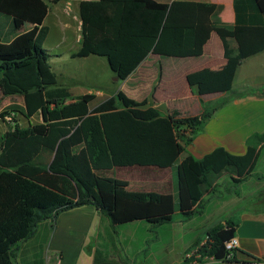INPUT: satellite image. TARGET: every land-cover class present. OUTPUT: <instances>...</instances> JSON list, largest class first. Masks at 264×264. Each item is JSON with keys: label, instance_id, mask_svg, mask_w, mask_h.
I'll return each instance as SVG.
<instances>
[{"label": "trees", "instance_id": "16d2710c", "mask_svg": "<svg viewBox=\"0 0 264 264\" xmlns=\"http://www.w3.org/2000/svg\"><path fill=\"white\" fill-rule=\"evenodd\" d=\"M60 1L0 0V13L12 18L15 31L26 24L33 26L10 43L0 38L3 95L24 97V107L10 105L0 117L5 120L13 112L42 117L41 123L27 127L15 115L5 120L9 128L0 138V264H15L18 245L29 240L41 223L49 222L53 230L62 213L82 206L96 207L113 230L135 222L162 225L172 222L178 211L192 217L205 206L203 186L211 187V175L233 171L236 183L246 182L254 175L264 149V134H260L252 138L244 155L220 147L201 160L191 155L181 159L185 152L178 137L181 129L195 132L220 106L201 116L174 112L164 117L147 101L137 102L123 91L94 109L93 94L68 103L71 92L59 84L51 55L44 48L49 4ZM217 7L180 0L170 4L81 1L82 41L73 57L105 58L116 79L124 81L150 53L173 58L203 56L215 32L224 43L228 64L213 81L199 84L197 92L200 96L230 93L241 62L264 51V12L257 0H236L237 24L229 30L213 24ZM230 38L238 44L237 53L229 45ZM253 92L248 89L241 95ZM48 154L52 157L49 165L37 163ZM121 167H175L177 193L140 201L98 187L99 177ZM235 231L236 223L229 217L214 225L199 253L235 261L236 255L227 259L225 247ZM92 245L93 264H115L103 246Z\"/></svg>", "mask_w": 264, "mask_h": 264}, {"label": "crops", "instance_id": "0c3cea01", "mask_svg": "<svg viewBox=\"0 0 264 264\" xmlns=\"http://www.w3.org/2000/svg\"><path fill=\"white\" fill-rule=\"evenodd\" d=\"M81 1L84 0H61L56 4L51 3L52 5L63 6L62 10L56 13L50 11L51 5L49 4V14L44 21L45 26H47L48 19L51 23L53 22L58 24V26H62L65 33L68 31L76 32V45H80L76 48V52L81 47L82 23L80 13H73L71 7L73 8L74 3L79 5ZM156 1L164 4L172 2V0ZM180 1L216 4L218 7L212 16V22L215 26L232 30L237 24L236 0ZM257 3L260 10L264 12V0H257ZM32 28V25L26 24L20 31H16L21 32L17 33V35H12L8 31L7 35L10 37L7 39V43H10L15 37ZM228 42L230 47L237 53L238 44L236 40L230 38ZM48 52L50 54L49 50ZM60 56L51 55L50 64L52 69L56 63L55 58ZM106 62L108 63L107 60ZM227 64L224 43L219 35L214 32L206 43L204 54L201 57L173 58L150 53L126 80L115 81L123 83L119 91L124 90L123 92L129 98L137 102L147 101L149 106L159 109L161 115L164 117H168L174 112L180 113L181 116H201L203 114L201 113L203 104L214 99L228 98V95H231L233 99L215 112L213 111L212 117L204 120L195 132L185 128L181 129L178 137L180 143L185 148L182 157L191 155L197 160H201L207 154L220 147L234 155H244L248 150L252 138L255 135L264 134V95L261 91L264 89V51L241 62L236 73L232 92L200 96L197 92V86L213 81L226 68ZM78 72V69L58 71V79H62V81L59 79V84L67 87L72 96L76 95L75 99H70L68 103L76 101L80 96L93 94L96 96V100L91 106L94 109L99 104L115 96L108 95V93H104L103 91L95 93L92 90H76L77 87L82 86L81 77L85 78L79 76ZM113 76H115L114 73ZM248 89H252L255 92L242 96L241 93ZM0 90H2V86ZM13 96L15 95H11V97ZM17 96L18 98L16 99L0 102V105L3 103L0 111L13 104L24 107V97L22 95ZM98 100L99 103H96ZM13 114L15 116L20 115L16 114V112ZM3 125L5 126L3 134H5L9 127L5 121H3ZM127 168L131 169L128 170V174L137 172V169H153L158 174L169 170L149 167ZM256 173L257 168L254 175ZM106 177L108 176L106 175L102 178ZM138 179L143 186L141 188H145L148 191L150 179L148 177H140ZM250 181L251 178L246 182L240 183L241 187ZM139 182L137 180V183ZM151 182L157 184L156 193H159L158 198L161 194L166 193L162 190L164 187V180L162 178H153ZM123 188L124 191L118 194L129 199H136L133 195H147V192L137 189L135 185ZM246 188L248 189L247 185L244 186L243 190L240 188L242 190L241 195L234 194L233 191L231 195H228L229 200L227 201L231 204L230 209L223 214V216L230 214V216H227L236 223L235 236L240 242V246L235 254L236 260L225 261L209 257L205 261L207 264H264V194L260 198L255 199L258 192L256 190L243 192ZM251 198L253 201H251ZM227 216L225 219L228 218ZM104 219L107 218L92 205L78 207L62 213L55 223L51 235L52 242L49 245L50 247L48 246L47 248H44V240L49 237L51 231L50 223H41L36 233L29 240L18 245L15 264H80L81 259H84L83 255L87 256L84 261L86 260L88 264H93L95 248L92 244L95 240H99L98 238L102 233L101 223L105 222ZM106 223H109V220ZM135 223L125 225L135 226ZM157 226L150 225L149 229L151 230ZM45 234H47V237H44ZM115 251L111 249L107 250L109 259L113 262L115 261V264H133L123 260V262L120 261L121 263H119L117 260V256L119 255ZM182 262L185 261L173 259L167 260L165 264H183Z\"/></svg>", "mask_w": 264, "mask_h": 264}, {"label": "rangeland", "instance_id": "374dc122", "mask_svg": "<svg viewBox=\"0 0 264 264\" xmlns=\"http://www.w3.org/2000/svg\"><path fill=\"white\" fill-rule=\"evenodd\" d=\"M74 4L73 8L71 7V11L73 13H80L79 5L76 3ZM50 5V11L52 13L60 12L63 8L61 5H52L51 3ZM46 25L49 28V34L44 43V48L49 50L50 54L53 56L61 55L60 57L55 58L56 63L53 65L57 77H59L58 71H72V69H78L79 76L85 78L81 77L80 81L82 86L77 87L78 89L76 88V90H92L95 93L103 91L104 93H108V95H116L118 93L117 91L121 89L123 83L115 81L116 77L113 76L108 63L104 58L89 57L79 59L73 57L76 48L80 46L76 45L77 33L73 31L65 33L62 26H58V24L53 22L51 23L49 19L47 20ZM8 31L12 35L21 33L15 31L12 20L9 16L0 13V38L5 43H7V39L10 37L7 35ZM59 79L62 81L61 78ZM75 97L76 95H73L70 99H75ZM16 98H18L17 95L13 97L4 96L2 90H0V102ZM231 99H233V97L228 95V98L214 99L203 104L201 113H204L206 110L210 113L219 106L222 107L221 105L223 103L227 104ZM96 103H99V100ZM2 105H0V108ZM6 110L7 108L2 109L0 114ZM17 113L20 115H16L15 118L23 127L42 122V117L40 115H36L33 118H27L22 113L16 112V114ZM3 121L5 120L0 117V138L5 131ZM182 158L183 157H181V159ZM51 159V155L48 154L39 159L37 163L47 166L51 162ZM128 170L131 169L127 167L116 168L107 174L108 177H99L98 184L101 189L116 194L123 192V187L127 188L129 185H135L137 186V189L147 192V195H133L134 198L141 200L156 199L159 195V193H156L157 184L151 182V180L160 177L164 180V187L162 189L164 192H171L174 193V195L177 193V171L175 167L173 169L162 171L159 174L153 169H137V172L129 174ZM140 177H148L150 179L147 188L148 191L145 188H141L143 186L141 182H139L138 178ZM234 178L237 177L233 171L220 175H211L209 178L211 187H207L206 185L203 186L205 200V206L203 208L198 209V212L192 217H186L178 211L174 215L172 222L164 223L151 230L149 229L150 225L145 224L144 222H137L135 223V226L120 225L113 230L110 223H106L108 220L104 219L105 222L101 223L102 233L98 238L99 240H95V244H100V246H103L108 251L109 249L112 251L116 250L115 252L119 255L117 256L119 263L125 261L133 264H165L167 260L173 259L177 261H185L182 262L183 264L204 262L207 259L203 258L204 256L199 253V250L208 242V230L214 225L224 222L226 215L223 216V214L230 209L229 207L231 205L230 202L227 201L229 200L228 195H231L232 191L234 194L241 195L242 190L246 185L249 190L246 188L243 192L256 190L258 195L255 199L260 198L262 194H264V149L258 162L257 173L251 177L249 183L241 187L240 183L234 181ZM137 180L139 183H137ZM240 188L242 190H240ZM251 201H253L252 198ZM46 235L47 234H45L44 237H47ZM51 235L52 230L50 231L49 237L44 240V248L51 245ZM197 254H201V257ZM83 258L85 259L87 256L83 255ZM84 259H81L80 264H88Z\"/></svg>", "mask_w": 264, "mask_h": 264}, {"label": "built area", "instance_id": "2783aa9c", "mask_svg": "<svg viewBox=\"0 0 264 264\" xmlns=\"http://www.w3.org/2000/svg\"><path fill=\"white\" fill-rule=\"evenodd\" d=\"M13 116H14V114H10V115L6 116L5 120L9 122V121H11V118ZM239 246H240V242L236 236H234L232 239H230L229 241H227L225 243L226 251L228 252V256H227L228 260H231L235 256ZM197 255H199L201 257V254H197ZM188 257H190V256H188ZM209 257L210 256H205L203 258H206L208 260ZM207 260H205V261H207ZM205 261L201 262V263H196V264H207Z\"/></svg>", "mask_w": 264, "mask_h": 264}, {"label": "water", "instance_id": "95a60500", "mask_svg": "<svg viewBox=\"0 0 264 264\" xmlns=\"http://www.w3.org/2000/svg\"><path fill=\"white\" fill-rule=\"evenodd\" d=\"M116 80H118V79H116Z\"/></svg>", "mask_w": 264, "mask_h": 264}]
</instances>
